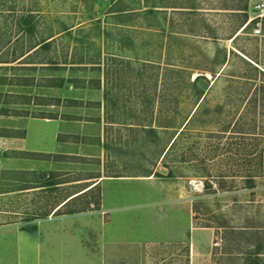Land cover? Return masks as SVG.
<instances>
[{"label": "rangeland", "instance_id": "1", "mask_svg": "<svg viewBox=\"0 0 264 264\" xmlns=\"http://www.w3.org/2000/svg\"><path fill=\"white\" fill-rule=\"evenodd\" d=\"M262 6L0 0V137L39 162L64 135L61 174L0 173L38 187L6 200L26 238L0 264H264Z\"/></svg>", "mask_w": 264, "mask_h": 264}, {"label": "crops", "instance_id": "2", "mask_svg": "<svg viewBox=\"0 0 264 264\" xmlns=\"http://www.w3.org/2000/svg\"><path fill=\"white\" fill-rule=\"evenodd\" d=\"M22 121H13V127H11L13 130H25V127L21 129L20 126H22L23 123H21ZM21 125L19 126L18 125ZM52 123V122H51ZM19 126V127H18ZM62 127H64V123L62 125ZM62 134H64V128H62ZM26 132H27V128H26ZM26 134L23 137H18V136H10V137H0V173L5 171L6 166H10L12 167V170L14 171H22L23 170L26 172H33L35 170H38V166H40L41 168L43 167L44 169L50 170V171H55V172H63L64 171V135H63V142L61 144L60 147V151L58 153L57 150V144H53L52 147H54V151L56 153L51 154V155H59V158L54 159L53 157L50 160H45V161H37V160H33V158L31 157H24L22 158L21 156H17L16 154H27L30 153L31 151L29 150L27 143H26ZM42 147V146H41ZM43 148H48V146H44ZM33 154V152L31 153ZM8 169V168H7ZM11 170V169H8ZM82 182L84 181H77L78 184H82ZM64 183H55V187L58 186H63ZM95 186V184L89 185L87 188L83 189L82 192H84L86 189L88 188H93ZM38 187H22V188H15L12 190H5L3 189V187L0 185V233L2 234H10L13 235L14 237L17 238L18 242H19V247L20 249L22 248L21 245V240L26 238L25 233L20 231L18 228L14 227H5L3 226V219H6L5 216V207H6V200L9 201L8 203H10L12 201V203L14 202V200L18 199L20 200V197H17V194L20 193H25V192H31L36 190ZM39 188H46L43 186H40ZM16 196V197H15ZM69 199V198H68ZM66 201H62L58 206H56L54 211H57L59 208L63 207L64 208V203H66ZM11 203V204H12ZM10 204V205H11ZM12 207L14 208V205L12 204ZM19 207V206H18ZM73 217L71 216H60V218H56V217H48L47 219H71ZM35 240V239H34ZM33 240V241H34ZM36 242H33L32 246V250H37V245L35 244ZM20 251V250H19Z\"/></svg>", "mask_w": 264, "mask_h": 264}, {"label": "trees", "instance_id": "3", "mask_svg": "<svg viewBox=\"0 0 264 264\" xmlns=\"http://www.w3.org/2000/svg\"><path fill=\"white\" fill-rule=\"evenodd\" d=\"M47 44L46 41H42L39 45H41L40 47L46 48L48 46Z\"/></svg>", "mask_w": 264, "mask_h": 264}, {"label": "built area", "instance_id": "4", "mask_svg": "<svg viewBox=\"0 0 264 264\" xmlns=\"http://www.w3.org/2000/svg\"><path fill=\"white\" fill-rule=\"evenodd\" d=\"M263 7H264V6H262V8H263ZM255 32H256L257 34H259V33H260V30H256Z\"/></svg>", "mask_w": 264, "mask_h": 264}]
</instances>
